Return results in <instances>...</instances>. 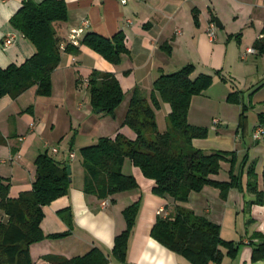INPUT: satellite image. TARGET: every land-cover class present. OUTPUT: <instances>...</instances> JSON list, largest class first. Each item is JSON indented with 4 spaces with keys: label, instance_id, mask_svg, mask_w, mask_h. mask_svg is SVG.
<instances>
[{
    "label": "crops",
    "instance_id": "crops-1",
    "mask_svg": "<svg viewBox=\"0 0 264 264\" xmlns=\"http://www.w3.org/2000/svg\"><path fill=\"white\" fill-rule=\"evenodd\" d=\"M24 1L0 0V68L21 65L36 52L35 46L10 23ZM63 1L68 19L54 23L57 37L69 42L71 30L87 23L79 42L89 32L108 39L123 32L129 53L123 54L121 63L115 65L85 46H81L78 55L63 52L59 66L52 73L50 96L38 95L37 87L33 86L16 98L5 95L0 99V177L11 187L9 197L17 198L32 189L36 180L35 162L45 152L71 167L69 193L43 208L41 223L45 235L69 230L70 234L34 243L29 254L36 264H52L46 259L49 255L71 259L98 248L108 256L109 264H122L115 260L111 250L116 236L126 229L123 211L141 200L129 240L127 264H192L150 236L157 215H168L173 206L168 205L167 199L153 194L155 182L146 178L140 168L126 159L123 173L132 175L139 188L99 200L84 192L82 159L77 161V158L81 157L82 148L96 144L101 137L113 138L122 133L135 139V132L123 126L134 90L140 89L149 95L161 75L173 74L192 64L193 77L213 76L211 87L191 100L189 123L208 128V137L193 140V145L208 152L236 151L239 157L247 154L249 163L254 162L256 173L261 175L264 138L254 140L253 132L259 124V114L264 112V72H259L258 61L264 54L259 55L255 49L256 53L247 55L246 59L241 55L248 48H255V42L263 37L264 13L255 16L247 12L253 34L245 30L237 33L234 26L245 11L262 8L264 12V0L254 3L249 0H128L126 4L119 0ZM252 5L255 7L251 8ZM221 8L232 11L231 24L224 19ZM195 13L198 25L194 21ZM212 15L219 18L221 27L212 21ZM212 24L216 27L214 40L207 35ZM10 37L13 42L7 46L4 42ZM94 70L114 74L121 84L125 98L114 115L93 110L85 81ZM217 71L221 72L220 76L216 75ZM241 81L244 86L240 85ZM236 91L242 92L243 103L249 107L247 124L242 128H239L242 105L226 99ZM170 111V105L165 102L156 110L160 132L168 129ZM214 119L219 120L216 127L212 126ZM228 168L224 164L214 179L228 180ZM243 181L246 185V175ZM251 200L252 195L238 189H231L224 200L219 189L205 187L199 193H192L187 203L180 204L218 224L222 239L242 244L235 258L225 256L219 264H264L262 260L252 261L253 247L249 244L254 233L264 234V205L248 206ZM103 202H107L105 206ZM0 221H7L2 211ZM253 242L258 243L256 239Z\"/></svg>",
    "mask_w": 264,
    "mask_h": 264
},
{
    "label": "trees",
    "instance_id": "trees-1",
    "mask_svg": "<svg viewBox=\"0 0 264 264\" xmlns=\"http://www.w3.org/2000/svg\"><path fill=\"white\" fill-rule=\"evenodd\" d=\"M67 19V6L63 0L23 2L10 23L35 46L36 52L21 65L0 68V99L5 95L16 98L33 86L37 87L38 95L50 96L52 73L59 66L63 52L78 55L82 51L81 46H85L115 65L121 63L123 54L129 53L123 32L110 39L89 32L79 45L64 42L57 37L54 23L66 22ZM194 19L198 25L197 13ZM211 19L214 21L215 16L212 15ZM262 33L263 37L254 44L259 55L264 54V27ZM194 71L195 67L189 64L173 74L161 75L149 95L140 89L134 90L123 126L135 132V139L118 133L113 138L101 137L96 144L82 148L83 185L85 193L99 200L139 188L132 175L123 173L124 162L129 159L146 178L155 182L153 194L167 199L168 205L173 206L168 215H157L150 236L192 264H219L225 256L235 258L242 244L222 239L218 224L180 204L187 203L192 193L214 187L220 190L224 200L231 189H238L253 196L248 206L264 205V170L258 175L255 163H249L247 154L239 157L236 151L208 152L193 145V140L208 137V128L189 123L191 100L213 84L211 74L193 77ZM216 75L220 76L221 72L217 71ZM86 81L93 110L114 115L125 98L117 76L94 70ZM226 99L229 103L242 105L239 128L246 126L249 107L243 103L242 92H232ZM161 102L171 107L165 132L159 131L156 121V110ZM258 117L259 124H264V112ZM35 164L36 180L32 189L17 198L9 197L11 187L7 180L0 177V211L7 217V221H0V264H36L29 254L32 244L70 234L69 230L45 235L41 229L43 208L69 193L71 175L67 172L68 164L57 162L48 152L39 155ZM224 164L229 166V179H214L223 170ZM245 175L246 185L243 181ZM140 208L141 200L123 211L126 229L116 236L111 250L119 263L127 264L129 240ZM249 244L253 247L252 261H264V234L254 233ZM46 259L52 264L110 263L108 256L98 248L71 259L57 254Z\"/></svg>",
    "mask_w": 264,
    "mask_h": 264
},
{
    "label": "built area",
    "instance_id": "built-area-1",
    "mask_svg": "<svg viewBox=\"0 0 264 264\" xmlns=\"http://www.w3.org/2000/svg\"><path fill=\"white\" fill-rule=\"evenodd\" d=\"M122 4H126L128 0H119ZM87 23H84V26L86 25ZM84 26L83 27H80V28H75L71 30V33H70V37L69 38V42L74 44V45H79V37L84 33ZM215 25L212 24L210 25L209 29L207 30V35L209 37V39L211 40H214L216 39V32H215ZM13 42V38L10 37L8 39H5V45L9 46L11 45ZM256 53V50L255 48H248L247 51L245 53H243L241 55V58L242 59H246L247 58V55L249 54H255ZM86 85H87V81H85ZM212 126H218L219 124V120L217 119H214L213 122H212ZM253 138L254 140L256 141H260L264 138V124H258L253 132ZM54 152H57L56 149L53 150ZM71 157L73 158L74 155L72 154ZM107 202H103L102 205L105 206Z\"/></svg>",
    "mask_w": 264,
    "mask_h": 264
},
{
    "label": "rangeland",
    "instance_id": "rangeland-1",
    "mask_svg": "<svg viewBox=\"0 0 264 264\" xmlns=\"http://www.w3.org/2000/svg\"><path fill=\"white\" fill-rule=\"evenodd\" d=\"M251 1L252 3L256 2V0H249ZM252 7H255V5H252ZM228 8V7H227ZM227 8H221L222 9V15L224 17V19H226V21L228 22V24H231V21L233 20V17H232V11H228ZM250 10V8H249ZM247 12H251L253 15H261L264 13L262 8H257L255 9L254 11L250 10V11H245L244 13H241L238 21L236 22L234 28L237 29V33H240L242 30H245L247 32H251V34H253L254 32V28L253 26L251 25V22L249 20V17L247 15ZM254 19V18H253ZM221 20V18H220ZM255 27L257 28L258 25H257V22L255 23ZM220 28H218V33L220 32ZM259 61V72L262 73V71L264 72V57L263 59H260L258 60ZM241 86H244L245 84H243V81H241L240 83ZM79 159H82V157H80V155H78V158H77V161Z\"/></svg>",
    "mask_w": 264,
    "mask_h": 264
},
{
    "label": "water",
    "instance_id": "water-1",
    "mask_svg": "<svg viewBox=\"0 0 264 264\" xmlns=\"http://www.w3.org/2000/svg\"><path fill=\"white\" fill-rule=\"evenodd\" d=\"M215 21H216V25H217V27H221V22L219 21V18H217V19H215ZM97 112L98 113H101L102 112V110H97ZM67 169H68V173L71 175V167L68 165V167H67Z\"/></svg>",
    "mask_w": 264,
    "mask_h": 264
}]
</instances>
